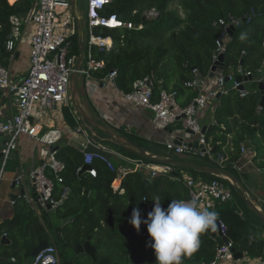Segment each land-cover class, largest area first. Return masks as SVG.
<instances>
[{
  "label": "trees",
  "instance_id": "obj_1",
  "mask_svg": "<svg viewBox=\"0 0 264 264\" xmlns=\"http://www.w3.org/2000/svg\"><path fill=\"white\" fill-rule=\"evenodd\" d=\"M31 7L32 3L27 0H18L13 5L9 0H0L1 64L7 65L10 58L6 43L12 27L11 17L28 13ZM152 10L157 15L150 14ZM99 13L107 18L116 15L122 21L134 24L133 28L97 26L93 29L97 36L111 37L114 41L110 50H93L96 59L105 61L104 67L93 70L94 79L101 82L116 69L115 83L122 93L131 92L138 79L154 74L156 96L162 88L177 91L180 103L188 105L197 97L198 90L187 83L200 77L199 74L202 79L213 80L209 75L216 63L218 41L224 36L223 27L216 26L215 22L228 20L231 15L241 18L243 25L236 27L232 34L227 32L231 40L224 42L223 63L215 75L237 76L240 68L244 72L255 73L264 61V0H112L100 8ZM86 50L88 52V48ZM75 51L79 52L77 33L74 36ZM243 51L247 54L243 55ZM227 89L226 93L218 95L220 107L216 111L215 120L205 132L207 143L217 147L215 154L222 152L227 159L219 163L203 158L206 162L198 164L222 167L236 175V163L244 152L242 145L252 141L257 150L253 159L260 168H264L262 93L256 87L249 96L241 97L233 86ZM183 98L185 101L181 102ZM69 119L74 124L70 114ZM115 147L133 158L154 163L118 145ZM54 149L56 157L66 165L63 181L55 180L54 198L58 204L52 210L56 214L52 216L51 212H46L43 216L46 220L44 224L23 198L15 200L16 214L2 229L14 243L6 256H17L21 261L19 264H25L32 249L43 240H52L55 228L61 226L62 236L71 248L91 238L97 250L96 259L83 253L86 260H76L79 264H127L130 259H125V252L130 249L144 251V256L137 260L138 264H157L147 226L142 223L138 231L130 223L132 211L139 208L142 218L146 219L147 213L153 209L154 197H159L162 206L166 208L171 200L188 199V188L174 174L152 179L145 170H132L123 177L122 191H116L113 183L120 177V168L115 163L116 171H112L96 160L94 167L98 175L93 177L88 172L79 171L85 159L78 147L68 144ZM180 170L199 172L203 179L207 178L205 180L218 178L230 184L233 198L218 206L215 210L218 213L217 219L225 224L226 237L233 242L237 252L247 250L254 257L262 254L264 238L258 226L262 230L264 223L248 207L233 184L222 177L193 169L178 168V176H182ZM48 176L54 178L51 169H48ZM238 178L245 184L244 179ZM238 203L247 210V217L242 216ZM148 207L150 210H147ZM249 214L256 217L258 223ZM216 232L215 228H210L201 234L199 249L191 256L182 257V264L212 261L217 248L225 243L224 237ZM118 255L124 262L117 260ZM61 257L62 262L70 260L64 253H61Z\"/></svg>",
  "mask_w": 264,
  "mask_h": 264
},
{
  "label": "built area",
  "instance_id": "obj_2",
  "mask_svg": "<svg viewBox=\"0 0 264 264\" xmlns=\"http://www.w3.org/2000/svg\"><path fill=\"white\" fill-rule=\"evenodd\" d=\"M27 1L33 3L28 18L35 25L31 41V68L29 74L20 80H14L10 68L0 63V90L13 95L18 108V112L9 121H0V133L11 134L6 146L0 150V153H2V158L0 159V187L4 179L5 167L11 154L19 150L21 136L27 135L36 139L40 145V156L43 160L31 170L30 178L34 186L35 195L34 197L26 195V201L32 208H40L43 212H49V210L56 209L58 204L54 198L55 180L58 182L63 181V171L66 168L65 163L56 157V150L54 149L55 144L61 137V132L60 130H52L42 133L34 123L33 117L37 104L52 109L68 107L78 123V132H86V128L84 129L86 125L74 108L71 93L72 75L78 61L73 52L77 22L73 14L71 0ZM111 1L87 0V24L91 32L88 39V52L86 50L85 64L79 74L85 77V84L89 87V90H93V70L105 66V61L95 58L93 50L98 49L103 52L110 50L114 45L112 38V41L108 42L107 39L109 38L97 36L93 29L97 26L112 25V21L115 20V24H123V27H134L133 23L124 22L116 15H112L109 18L100 15L99 9ZM215 25L224 29V36L221 41H218L216 55V61H218L219 55L225 49L224 42L231 40L227 32H229L231 27L242 26L243 20L231 15L228 20L215 22ZM15 48V40L13 35L10 34L6 49L8 52L15 54ZM246 54L247 52L243 51V55ZM194 72L197 73L196 70ZM257 72L263 73L260 79L264 80V61ZM255 73L251 71L244 72L240 68L238 75L255 77ZM116 76L117 70L114 69L101 82L103 84L113 83L117 88L115 83ZM227 77H229L230 81L234 80L233 88L240 92L241 97L251 94L247 88L241 89V86H245L246 81L236 82V76H224L222 74H217L213 78L216 84L215 88H206L205 81L199 77L188 82V86L197 88L199 92L197 97L186 106L180 103L177 91H169L162 88L156 96L154 74L138 79L134 82L131 92L122 94L134 106L151 109L154 113L153 122L157 128L168 129L172 125L181 122L186 130H190L198 136L197 145L192 146L166 142L165 145L168 151L177 154L191 152L201 157L208 156L219 163H223L227 157L222 152L217 153L216 156L212 154L214 146L207 143L206 133L203 132L199 114L210 109L215 120L216 111L221 104L217 97L228 90H225ZM91 135L94 140L88 138V144L81 151L84 154L85 161L79 171L82 172L84 166L88 165L90 168L85 172L97 177L98 170L94 167L96 160L105 164L112 171H116L110 156V154H113L110 145L104 141L95 140L93 133ZM89 146H93L95 150L89 149ZM242 150L245 151L243 145ZM116 155L132 164L131 170H145L152 179L160 175L172 176L174 174V167L168 164L148 163L140 158L123 156L121 153ZM48 169H51L54 178L48 176ZM123 172L125 173L124 175L128 173L127 170H123ZM177 179L183 182L190 191V197L185 201L196 200L201 210L215 211L220 204L227 203L233 198L231 187L221 179L205 180L189 175H182L179 178L177 177ZM16 184L25 185L24 175L21 174L16 178ZM148 210H150L149 207ZM219 228L221 235L227 238V228L221 221ZM146 235L147 233L144 234V236ZM227 240V243L225 242L217 248L216 256L212 261L202 264H264V256L254 257L247 250L241 252L242 257L237 258L235 254L237 251L233 250V242L229 239ZM32 264H62L58 246L55 243H51L37 254Z\"/></svg>",
  "mask_w": 264,
  "mask_h": 264
},
{
  "label": "crops",
  "instance_id": "obj_3",
  "mask_svg": "<svg viewBox=\"0 0 264 264\" xmlns=\"http://www.w3.org/2000/svg\"><path fill=\"white\" fill-rule=\"evenodd\" d=\"M17 1L18 0H9V3L13 5ZM32 7L28 13H24L25 15H13L11 17L12 27L10 34L13 35V39L16 43V48L15 54L10 53V58L8 59L6 66L10 68L12 78L14 80H20L26 77L29 74L31 68V41L34 34L35 25L33 22L29 21L28 14L31 12ZM87 48L88 44L85 45V49ZM74 55H76V57L79 59L80 49L79 52L75 51ZM202 80L205 81L206 88H215V80ZM248 82L245 83L246 88ZM225 90H227V85L225 87ZM80 91L82 100L86 108L93 116H95L99 121L110 126L117 133L124 135L134 143L147 148L148 150L158 153L166 152L167 154L172 155L173 153L168 151L165 145L166 142H175L176 138H182L183 143L188 145H195L196 143H198V136L186 130L181 122L172 125L168 129L157 128L153 122V111L149 108L137 107L131 104L126 100L122 92L113 85V83L103 84L102 82L94 79L93 90H89V87H86L85 84L82 83L80 84ZM184 101L185 100L183 98L181 102ZM17 112L18 108L14 96L10 95L6 91L0 90V121H9ZM69 114L72 116V121L74 120L75 124H72V122H70ZM96 114L99 117H97ZM199 118L202 127H206V130L214 121L210 109L203 113H200ZM33 121L37 125V128L42 131V133H47L52 130H60L61 137L55 144V148L62 145L73 144L74 146L78 147L80 151H82L88 144V138H92L94 140V137H92L91 135L92 132L87 126H84V129L86 128V132H78V123L68 107H58L52 109L46 108L41 104H37ZM95 140L100 141L96 137ZM1 142L2 140H0V143ZM251 142H245L243 144L245 151L243 152L241 159L238 161V163H236V168L240 170V172L246 173V175H243L246 188L249 190L254 201L264 210V168H260L257 165L256 161L253 159L257 154V150L254 143ZM108 144L113 150V154H110L112 161L116 164V166L120 168V177L115 179L113 183L114 189L116 191H120L123 177L125 176L123 170L129 171L131 169V165L120 159V156L116 154L121 153L123 154V156L131 158L133 157L125 154L122 151H119V149L115 147V144ZM149 144H151L152 147L149 148V146H147ZM89 149L95 150L93 146H89ZM12 155L13 156L9 158V161L5 168V183L8 182L10 184V187L7 188L6 186H4L2 192L0 191V258L2 259L0 261V264H19L21 262L19 260V257L17 258V256H12L11 258L6 256V254L12 250L14 243L8 237V235L2 232V229H5L4 224L12 220L16 214L14 203L15 200L23 198L26 201V195L32 197H34L35 195L32 182L31 183L33 187L32 190H30L29 188H27L26 182L24 186L17 184L15 185L16 178L21 174L24 175V178H26V176H29L30 178L31 170L34 167L38 166L43 160L40 156V145L38 144L37 140L27 135L21 136L19 150L14 151ZM216 155L217 154H215V156ZM202 158L210 157L207 156ZM178 160L196 163L192 159ZM175 171L179 174L178 168L174 167V172ZM173 176L176 178L181 177L178 175ZM22 189H25L24 195H22L21 193ZM26 203L29 205L30 209L41 219V222L46 224V220H44L43 217L46 212H43L40 208H32L27 201ZM238 209L241 211V214L244 218L248 216L247 210L242 205H238ZM51 211L53 210H49V212L47 213H50ZM251 217L254 222L258 223V219L256 217ZM258 228V231L262 233V237L264 238V229L261 230L259 226ZM215 231H218L216 232V234H220V228L218 225L215 227ZM4 237H6L5 242H3ZM52 241L57 245V243L55 242H58L56 231L52 237ZM262 254L255 257L264 256V252Z\"/></svg>",
  "mask_w": 264,
  "mask_h": 264
},
{
  "label": "water",
  "instance_id": "obj_4",
  "mask_svg": "<svg viewBox=\"0 0 264 264\" xmlns=\"http://www.w3.org/2000/svg\"><path fill=\"white\" fill-rule=\"evenodd\" d=\"M72 4V9H73V14L75 16L76 22H77V33L79 37V49H80V57L77 61V64L75 66V70L72 75V82H71V93H72V101L74 108L78 112L79 116L85 123V125L91 130V132L95 135L97 139L100 141H104L106 143H111L118 145L122 148H125L131 152H133L136 155H139L143 158L149 159L155 163H160V164H168L170 166L176 167V168H185V169H193L197 170L206 174L214 175L217 177H222L226 180H229L235 190H237L248 207L262 220L264 223V210L254 201L252 198L249 190L246 188L245 184L243 181H241L236 175L231 173L230 171L222 168V167H210V166H204V165H199L196 163L192 162H187V161H181L178 160L177 158L173 157L171 154L166 155L158 152H154L151 150H148L147 148H144L133 141H131L129 138L125 137L122 134L117 133L115 130H113L110 126L106 125L105 123L99 121L95 116H93L90 111L86 108L83 100H82V95L80 91V85H79V73L81 69L83 68L85 64V56H86V37H85V22L83 19V15L80 11L79 8V3L78 0H71ZM25 15V14H24ZM231 34L235 31V27H231L229 29ZM224 59V54L221 53L219 55V60L216 61L214 66L212 67L211 73H210V78L215 77V73L218 70L219 66L223 63ZM199 76L202 78V75L199 74ZM254 78L253 76L249 77H243L241 75H237L235 77L236 82H242V81H253ZM230 81L229 77L226 78V82L228 83ZM258 86L257 89L262 93V98H261V106L264 107V80H258ZM245 86H241V89H244ZM97 130H100L104 132L103 135L99 134ZM189 132L193 133L192 131L188 130ZM206 131V127L203 128V132ZM11 134L9 133H0V140L2 142L0 143V150L3 149L6 146V143L10 140ZM176 144H185L183 143L182 138H176L175 140ZM194 144H189V146H192ZM197 145V143L195 144ZM58 148V147H56ZM217 147H214L212 150V153L216 152ZM2 158V153H0V159ZM90 166L86 165L84 166V169L82 172H85L87 169H89ZM174 175H179L176 171L174 172ZM16 185V182H15ZM22 195L25 194V189L21 190ZM51 209V207H50ZM218 226L220 225V220L217 219L215 222ZM52 225V221L49 223ZM56 235L58 242L61 244H64L65 247H68L69 244L65 242L63 236H62V227L58 226L55 228ZM221 234V232H220ZM6 237L3 238V242H5ZM224 241L227 243L228 240L227 238H224ZM51 244L50 240H43L40 242V244L37 247H34L32 249V252L30 256L27 258L26 264H32L33 259L37 256V254L42 251L44 248H47ZM75 252V255H80L82 253H86L90 256H92L94 259L97 258V250L96 248L92 245L91 243V238H89L84 244H76L72 248ZM236 251L235 249H233ZM130 251H126V253L129 254ZM236 257L240 258L242 257L241 252H236ZM2 259L0 258V261ZM62 264H76V262L72 259L70 260H65ZM127 264H138L134 260H130Z\"/></svg>",
  "mask_w": 264,
  "mask_h": 264
},
{
  "label": "clouds",
  "instance_id": "obj_5",
  "mask_svg": "<svg viewBox=\"0 0 264 264\" xmlns=\"http://www.w3.org/2000/svg\"><path fill=\"white\" fill-rule=\"evenodd\" d=\"M106 26L121 28L123 24ZM153 200L154 206L147 218H142L141 210L134 208L130 223L138 231L142 223L147 226L157 264H182V257L191 256L199 249L201 234L215 226L218 213L201 210L196 200H171L166 208L159 197Z\"/></svg>",
  "mask_w": 264,
  "mask_h": 264
},
{
  "label": "rangeland",
  "instance_id": "obj_6",
  "mask_svg": "<svg viewBox=\"0 0 264 264\" xmlns=\"http://www.w3.org/2000/svg\"><path fill=\"white\" fill-rule=\"evenodd\" d=\"M78 3H79V8H80V11H81V13H82V15H83V19H84V22H85V37H86V44H87V41H88V39H89V36H90V28H89V26H88V24H87V22H88V19H87V14H88V8H87V0H78ZM179 11H180V13L181 14H183V11L182 10H180L179 9ZM151 14L153 15V16H155V15H157V13H155L154 11H151ZM78 43H79V37H78ZM97 51H99L98 49H97ZM263 75V73L262 72H256L255 73V80H260V77ZM84 76L83 75H80L79 74V85L80 84H82V83H84L85 84V77L83 78ZM232 85H234V80H232L231 82H228L227 83V88H230V87H232ZM85 86H86V84H85ZM247 88H248V90H250L251 92L253 91V90H255L256 89V87L258 86V82H256V81H250V82H248L247 83ZM87 87V86H86ZM96 116L97 117H99L97 114H96ZM75 124V123H74ZM96 131L99 133V134H101V135H103L104 134V132H102V131H100V130H97L96 129ZM147 146H149V148L150 147H152L151 146V144H149V145H147ZM160 149V148H159ZM166 151V150H165ZM164 151V152H165ZM13 154V153H12ZM11 154V156H13ZM165 154H167L166 152H165ZM167 155H169V154H167ZM172 156H174L175 158H177V159H185V160H190V159H192V160H194L195 162H197V163H204V162H206L201 156H199V155H195V154H192L191 152H187V153H184V154H177V153H173L172 154ZM118 160V159H117ZM123 161H125V160H123ZM126 163H128L127 161H125ZM129 164V163H128ZM1 165V164H0ZM131 165V167H133V165L132 164H130ZM238 170V169H237ZM129 171H132L131 169L129 170ZM128 171V172H129ZM236 171V170H235ZM234 171V172H235ZM239 172H240V170H238ZM238 171H236L235 172V174L238 176V177H240V178H242V179H244L243 178V175L242 174H240ZM133 172H135V171H133ZM180 172H181V174L182 175H189V176H194V177H198V179H199V177L200 176H202V174L201 173H199V172H192V171H185V170H180ZM5 175H6V171L4 172V179H3V181H2V184H1V187H0V191L2 192V190H3V188H4V186H6L7 188H9L10 187V184L7 182V183H5ZM201 178V177H200ZM205 179H207V178H205ZM244 181H245V179H244ZM25 182H26V186H27V188H29L30 190H32V181H31V178H29V176H26V178H25ZM226 184H228V186L230 187V184L227 182ZM237 199H238V197H237ZM237 199H236V201H237ZM0 200H1V193H0ZM238 205H242V204H239L238 203ZM237 205V206H238ZM52 216L53 215H55L56 213H55V211H51V213H50ZM217 226V224L215 223V226L213 227V228H215ZM51 241V243H54L52 240H50ZM56 243H57V245H58V248H59V251H60V253H64V255H65V257L66 258H68V259H73L75 262H76V264H79L76 260H79V261H85L86 259V256L85 255H83V253L82 254H80V255H75V252H74V250L71 248V246H69V247H65L64 246V244H61V243H58L57 241H55ZM131 250V249H130ZM130 250H128V251H130ZM125 259H131V260H135L136 262H137V260H140L144 255V251L143 250H140V251H134V250H131L130 252H129V254L128 253H126L125 252ZM145 254H149V252L147 253H145ZM117 260L118 261H122V257L120 256V255H118L117 256ZM122 262H124V260L122 261ZM87 263V262H86ZM85 264V263H84Z\"/></svg>",
  "mask_w": 264,
  "mask_h": 264
},
{
  "label": "bare ground",
  "instance_id": "obj_7",
  "mask_svg": "<svg viewBox=\"0 0 264 264\" xmlns=\"http://www.w3.org/2000/svg\"><path fill=\"white\" fill-rule=\"evenodd\" d=\"M115 22H116V20L115 21H112V23H113L112 25H115V26L118 25V24H115ZM111 40L110 39H107L108 42H111Z\"/></svg>",
  "mask_w": 264,
  "mask_h": 264
},
{
  "label": "flooded vegetation",
  "instance_id": "obj_8",
  "mask_svg": "<svg viewBox=\"0 0 264 264\" xmlns=\"http://www.w3.org/2000/svg\"><path fill=\"white\" fill-rule=\"evenodd\" d=\"M131 260V259H130Z\"/></svg>",
  "mask_w": 264,
  "mask_h": 264
}]
</instances>
